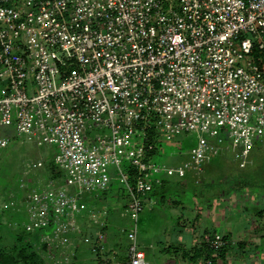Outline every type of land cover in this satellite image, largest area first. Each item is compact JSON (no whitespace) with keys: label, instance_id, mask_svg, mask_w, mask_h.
Masks as SVG:
<instances>
[{"label":"built area","instance_id":"2783aa9c","mask_svg":"<svg viewBox=\"0 0 264 264\" xmlns=\"http://www.w3.org/2000/svg\"><path fill=\"white\" fill-rule=\"evenodd\" d=\"M263 57L264 0H0V151L32 136L57 147L63 174L26 188L40 253L75 254L80 201L118 173L132 222L124 262L104 233L81 241L96 264H145L138 219L158 204L153 175H199L227 144L245 168L264 146ZM184 133L198 142L183 165L151 162L160 136ZM205 239L215 253L232 245Z\"/></svg>","mask_w":264,"mask_h":264},{"label":"rangeland","instance_id":"374dc122","mask_svg":"<svg viewBox=\"0 0 264 264\" xmlns=\"http://www.w3.org/2000/svg\"><path fill=\"white\" fill-rule=\"evenodd\" d=\"M256 58L258 56L254 57V59ZM197 142L198 135L195 133H184L174 137L172 140H166L160 136L157 141V150L153 153L151 162L161 167L174 166L177 156H173V154L180 153L187 156L191 149L196 146ZM257 146L261 147L260 145ZM57 153L58 149L56 146H48L28 135L13 136L10 139L9 146L0 151V252H10L13 247L19 246L17 242L18 238H22L25 244L29 243V240H32V235L28 234L25 230L28 222L26 204L24 202L26 188H42L49 182L50 167ZM229 153L227 156L229 160V166L227 167L229 179L227 182L229 184L223 185V178L220 177L221 173L220 175L219 173L216 175V172H214L215 178L210 177V170L207 169L208 171L206 170L199 185H195L190 181L185 182L187 191L185 194H182L184 196H179V198L191 201L196 192L203 193V198L197 199L199 204L203 205L204 203L203 213H201L203 218L197 226V231H195L197 233H194L198 235L197 237L203 231L209 230L205 223V219L209 215L206 205L212 199V202L216 200L218 205L224 207L226 213L223 215L225 220L223 219L220 224L217 222V217L212 219L214 225L209 231L216 230L218 234L224 235L226 231L225 222L227 223L226 229H229V232H234L233 229L236 227L240 229L235 231L238 242H235L232 249L228 250L225 260L219 259L215 264H264V239L258 243L259 237L262 234L264 235V215L260 218L257 217V213L260 210H264V157L257 155L256 152H252L250 160L256 166L257 171L251 173L253 171V164L247 168L245 167V169H241L239 168V161L235 159L236 154L234 158V153ZM122 169L132 183V169L127 161L122 164ZM114 177L115 179L111 184L110 191L106 193L107 201L105 203L101 202L95 205V200L92 198L102 195L103 192L86 193L80 201L81 211L76 221L83 227V230H85L84 226L92 224V228L87 232L90 236H95V221L108 219L110 214H108V211H105V208H124L129 203L127 190L124 184L120 183L119 174L115 173ZM156 177H160L162 180L167 179V177H175L174 179L180 180L177 176H166L164 174L153 175L150 179L153 181ZM209 180H214V187L208 184ZM220 181L221 184H219ZM237 182L243 183L242 186L244 187H236L235 184ZM157 188L154 186V191ZM225 190L230 192L229 196H223ZM197 213L198 211L196 210L193 215L187 213H180L179 215H183V222L189 226L191 225L189 220L195 217ZM155 215L156 217L151 213V208L148 206L140 215L138 219L139 241L147 240V235L149 237H153L156 234L159 235L160 228H158L159 225L156 222V218L160 215ZM131 224L132 222L128 215L127 218L121 220L119 226L129 229ZM99 228L96 227V233L99 230L100 232H104L106 237V229ZM192 228L190 227V229ZM121 235L123 241H126V234ZM168 236L170 237L169 234ZM197 239L195 244L191 240H186L187 242L184 244L169 242V244H166V249L170 246H181L192 252L195 248L200 249L205 245L200 241V238ZM241 244H245L244 250L238 248ZM158 246L162 249L164 244L156 241L155 250H157ZM142 248L148 253L152 251L146 249V246ZM155 250L153 251L154 255H148L150 264H174L175 261L178 264H192L190 260H185L184 255L181 253L179 255H157L156 253L155 255ZM64 253L63 251H59L56 256L52 254L46 255L45 253H41V255L47 264H90L95 259V255H86L87 261L83 262L81 259L78 260L79 256L70 255V257H67ZM68 253L69 251L66 252V254ZM189 256L191 258L192 255Z\"/></svg>","mask_w":264,"mask_h":264},{"label":"crops","instance_id":"0c3cea01","mask_svg":"<svg viewBox=\"0 0 264 264\" xmlns=\"http://www.w3.org/2000/svg\"><path fill=\"white\" fill-rule=\"evenodd\" d=\"M231 153H234V158H235V150L229 146L228 144L226 145V147L222 150V152L220 153L219 156L215 157L212 159L211 162L205 164L203 166V171L198 175L193 171H188L186 176L184 177L185 180L190 181L192 183H194L195 185H199L203 175L206 173V170H210L209 172V176L215 178V176L213 175L214 172H216V175L219 173H221L220 177L223 178V185L225 184H229L228 179L229 176H227V174L229 173V171L227 170V167L229 166V160L227 158V156ZM252 154V153H251ZM173 156H177L175 159L176 164L172 167H179L181 165H183L189 158V155L184 156L180 153L178 154H173ZM236 160H238L237 158H235ZM228 164V165H227ZM253 162L251 161V163L249 165H252ZM248 165V166H249ZM247 166V167H248ZM246 167V168H247ZM239 168L240 167V162H239ZM241 169H245V168H241ZM207 170V171H208ZM218 175V176H219ZM175 177H167L166 180H170L172 182H175L177 179H174ZM209 185L210 184H215L214 180H209L208 181ZM163 186V185H162ZM160 186V187H162ZM158 187L156 189V191H159L161 188ZM187 188V187H186ZM167 190V188H166ZM110 191V188L103 192L102 195H97L92 197L93 200H95V205L97 203H105V201H107V194ZM94 193H98V192H94ZM168 193H172L171 190L167 192ZM185 194V193H183ZM153 195V194H152ZM230 192L228 190H225V192H223V196H229ZM154 196V195H153ZM156 197L157 201H158V205H155L153 207H151V213L156 217L155 214H159L160 216H158V218H156V222L159 225L158 228H160V233L159 235L156 234L153 237H149L147 235V240H140L139 243H141L142 247L146 246V249L152 250L150 253H148L147 251H145L146 253V260H145V264H150L149 261V256L148 255H154V250H155V243L156 241H158V243H163L164 246L161 249L159 246L157 248V250H155V255L157 253V255H176L173 253H168L167 249H166V244L169 242H174V243H178V244H184L185 242H187L186 240H191L192 243H196V241L198 240L197 238H200V241L202 243H206V237L208 236H213L214 234H218L216 232V230L214 231H209L212 227H213V221L212 219L214 217H217V222L218 224H220L222 222V220L224 218V213H226L224 207L218 205L216 203V200H214V202L210 201V203L208 205H206L207 207V211L209 213L207 219H205V223H206V227L209 228V230L207 231H203L201 235H199V237H197L198 235L194 234L197 233L195 231H197V226L200 223V221L203 218V215L201 213H203V208H204V204L200 205L198 204L197 200L194 201H187V203L185 202H174L175 201V197L173 198H169L163 207L160 206V198L157 196ZM25 199V196H24ZM102 206V205H101ZM127 206V205H126ZM124 208H114V209H109V208H105V211H108L109 217L107 220L102 219V220H97L95 221V237L98 236L101 233L104 232H100V228L102 229L104 227H106V241H105V246H106V254L107 255H118L119 259L121 260V262H124L123 258L125 257V255H127V239L124 242L122 239V235L120 232H118L119 229V225L122 219H125L127 217H123L122 215V211L125 209ZM160 207V208H158ZM96 208V206H95ZM153 210H155L154 212H152ZM198 211L197 215H195V217H193L192 219L189 220V223L191 225H186L183 222V215H179L180 213H187V214H191L193 215L195 211ZM106 221V222H105ZM225 222V221H224ZM102 224H104V226H102ZM226 225L227 223L225 222V234L229 235V241L232 243V245L228 248V249H232L233 245L235 244V242H238L236 235V232L239 228H235L233 229L234 232H229V229H226ZM85 230L82 229V235L83 234H87V232H89L90 228H92V224L90 225H86L84 226ZM96 227L99 228V230L96 233ZM190 227H193L192 229H190ZM81 228H83L81 226ZM240 230V229H239ZM168 234L170 235V237L168 236ZM224 234V236H225ZM82 235H74L71 239V245L69 249H72L75 251L76 256L78 257V260L81 259L83 260V262H86V255H94L91 250L90 247L84 245L81 241V237ZM88 235V234H87ZM238 235V234H237ZM171 238V239H169ZM264 239V235L262 234L259 237V241L258 243ZM257 243V244H258ZM148 244V245H147ZM193 244V245H194ZM244 249H245V244H242ZM194 247V246H193ZM199 248H195L192 252L191 255L195 252L198 251ZM68 251V250H67ZM56 255H58V252L56 253ZM64 255H66V252L64 253ZM96 255V254H95ZM204 255V254H203ZM189 255H185L184 259L185 260H190L192 262V264H202V260H199L200 262H194L191 260V258H189ZM87 264V263H86ZM90 264H96V256L95 259L93 261H91ZM164 264V263H163ZM174 264H178L177 261H175Z\"/></svg>","mask_w":264,"mask_h":264},{"label":"trees","instance_id":"16d2710c","mask_svg":"<svg viewBox=\"0 0 264 264\" xmlns=\"http://www.w3.org/2000/svg\"><path fill=\"white\" fill-rule=\"evenodd\" d=\"M257 56H258V53H257V51H255V57H257ZM253 152H256L257 155H260L261 157H264V146H261V147L257 146L253 150ZM254 171H257V170H256V166H254V164H253V171H251V173ZM227 176H229V174H227ZM49 179L54 180V181H59V182H62V180H63V174L60 170H58V168L54 164V162L52 163V165L50 167V178ZM223 180H222V183H223ZM185 182L187 183V180H185V178H180V180H177L176 182H172L170 180L164 179L163 180V186L160 187L161 189L159 191L153 192L154 196H157L160 198V206L163 207L165 202L169 198H173V197H175L174 202L181 203L183 201V202L187 203V201H185L184 199L181 198L182 196H184L182 194L186 193V191H187V188L185 186ZM219 184H221V181ZM213 185H215V184H210V186L214 187ZM242 185H243V183L241 184V182L240 183L237 182V184H235V186L236 187L239 186V188L244 187ZM166 188H167V190H166ZM170 190L172 193L167 194V192ZM200 194H202V195H200ZM179 196H181V197L179 198ZM201 197L203 198V193L196 192L194 195V198H192L191 201L197 200ZM91 200H89V201H91ZM212 201H213V199H212ZM263 212H264V210H260L257 213V215H258L257 217H259V218L262 217L264 215ZM122 215H123V217L128 216V213L126 211V207L122 211ZM104 229H106V227H104ZM129 229H125V227H119L118 232H120L121 234H126V237H127V232ZM30 235H32V240H29V243L27 242V244H25L24 240L22 238H18L17 242H18L19 246L13 247V249H11V251H13V252H11V251L10 252H0V264H47L45 262V260H43V258H42V255L40 253V249H38L35 245V242L36 241L38 242V239H37L38 235L37 234H30ZM225 238L229 240V235H225ZM204 244L205 245L203 248L198 249L197 252L192 254V256H191L192 261L200 262L199 260H202L201 261L202 264H204V263L207 264L208 262H210L209 264H215V263H217V261L219 259L225 260L226 254L228 253V250H229L228 247L223 249L219 253H215V251L207 243H204ZM238 248L240 250H244V247L242 244L239 245ZM167 252L173 253L176 255H179L180 253L184 256L185 255H191V252L189 250H186L185 247H181V246H177V247L176 246H174V247L170 246V247H168Z\"/></svg>","mask_w":264,"mask_h":264}]
</instances>
